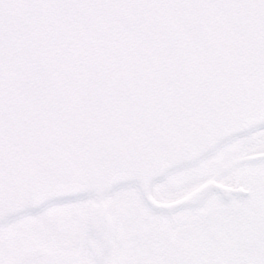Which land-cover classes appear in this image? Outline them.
Masks as SVG:
<instances>
[{
	"label": "water",
	"instance_id": "95a60500",
	"mask_svg": "<svg viewBox=\"0 0 264 264\" xmlns=\"http://www.w3.org/2000/svg\"><path fill=\"white\" fill-rule=\"evenodd\" d=\"M264 123V0H0V221L149 183ZM250 158L264 157L255 153Z\"/></svg>",
	"mask_w": 264,
	"mask_h": 264
},
{
	"label": "flooded vegetation",
	"instance_id": "af4514ba",
	"mask_svg": "<svg viewBox=\"0 0 264 264\" xmlns=\"http://www.w3.org/2000/svg\"><path fill=\"white\" fill-rule=\"evenodd\" d=\"M263 128L264 123L226 139L197 159L165 170L148 186L149 197L158 202L187 196L207 181L222 185L220 194L211 188L191 204L155 209L143 202L134 183L114 186L99 196L107 217L106 238L95 236L88 227L90 206L97 202L94 194L49 201L0 221V264H54L50 254L44 258L43 251L46 253L48 247L65 251L69 245L72 255L75 243L79 251L76 264H264V157H249L264 153V143L256 141L258 133L254 141L247 142L256 146L253 151H241L233 157L229 148L219 149ZM238 150H243V145ZM216 152L218 157H208ZM112 192L121 196V209L128 210L122 222L111 208L112 199L109 203L105 200ZM133 194L139 204L134 208L124 205ZM75 201L81 202L80 211L85 209L83 229L77 219L80 211H64L54 216L51 231L56 230L58 236L50 238L51 243L32 244L34 238L26 222L41 217L46 209H65L63 205ZM15 219H19V226L6 225ZM74 219L79 226L78 238L71 241L62 233L66 226L71 228ZM46 225L49 227V223ZM85 237H91V241Z\"/></svg>",
	"mask_w": 264,
	"mask_h": 264
},
{
	"label": "rangeland",
	"instance_id": "374dc122",
	"mask_svg": "<svg viewBox=\"0 0 264 264\" xmlns=\"http://www.w3.org/2000/svg\"><path fill=\"white\" fill-rule=\"evenodd\" d=\"M257 140L260 144L264 143V128L262 130H256V131H251L249 132L248 135L246 136H242L236 139H233L231 141H229L228 143L224 144V146L219 147V149L222 148H229V150L231 151L230 155H232L233 157H235L236 155L240 154L241 151H243V153L245 152H250L255 150L256 146L253 144H248L247 142H250L251 140L254 141L255 139H253L255 137L256 134H258ZM263 133V134H262ZM240 145H243V150H238L240 148ZM219 153H215L214 155H210L208 156L209 158H215L218 157ZM210 173H214L217 176L220 174V172L215 171V172H211ZM121 190V189H120ZM119 190V191H120ZM123 190V189H122ZM120 193V192H119ZM117 192H112V194L107 195L105 197V200L109 203L112 199V209L113 211H115L116 214H118V220L119 222H122L124 219V214L126 211L121 209V204L123 203L121 200V196H117L116 195ZM130 197V198H129ZM128 200L124 203V205H131L133 208L135 206H137L139 204L138 199L136 197V195H132L129 196ZM80 204L81 202H71L68 204L63 205V207L65 209H56V207L50 208V209H46L47 211L43 213V215L39 218H37L36 220H32V221H27L26 225L28 228H31L29 231H32V240L34 238V241L32 243V241L27 240L26 237L21 239H24V241H30V243L34 244V243H51L50 238L55 237V235L58 236V234H56V230L55 231H51V229L54 227V216L57 215L59 216L60 214H62L64 211H66V213H78L80 211ZM84 209V208H83ZM136 210V209H135ZM77 219L78 221L81 223L80 225V229L82 227L83 229V219H84V215H81V211L77 214ZM19 219H15L13 221H9L6 225L9 227H11L12 223H14L16 226L18 225ZM32 222V223H31ZM76 220L74 219V221H71V228L67 227V229L63 230L62 235L65 236L68 240L71 241H75V239L78 238V228L79 226L77 225V223H75ZM47 223H49V227L46 225ZM35 225V226H33ZM64 226V225H62ZM24 229H26L24 227ZM36 236H38L37 238H35ZM5 237H10V236H6ZM75 238V239H74ZM60 239V238H59ZM85 239H87V241H91V237H85ZM75 244H73V248H74V252L72 253V255L70 254V249L68 248V246H65V251L64 249H62L61 251H53V249H50L49 247L46 249V253L44 252V258L46 257V259H48L47 255L50 254L51 257L54 259L55 263L54 264H76V254L79 252L76 248H75ZM22 250V249H21ZM58 250V249H56Z\"/></svg>",
	"mask_w": 264,
	"mask_h": 264
},
{
	"label": "snow or ice",
	"instance_id": "6c2138e0",
	"mask_svg": "<svg viewBox=\"0 0 264 264\" xmlns=\"http://www.w3.org/2000/svg\"><path fill=\"white\" fill-rule=\"evenodd\" d=\"M85 214V209H81V215H84Z\"/></svg>",
	"mask_w": 264,
	"mask_h": 264
}]
</instances>
